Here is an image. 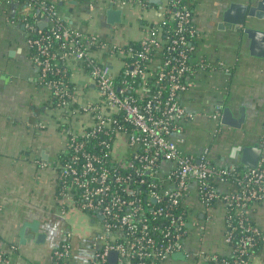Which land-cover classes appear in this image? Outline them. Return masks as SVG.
<instances>
[{
    "label": "built area",
    "instance_id": "built-area-1",
    "mask_svg": "<svg viewBox=\"0 0 264 264\" xmlns=\"http://www.w3.org/2000/svg\"><path fill=\"white\" fill-rule=\"evenodd\" d=\"M14 1L23 6L28 41L38 51L32 58L39 80L50 87L51 97L56 96L52 105L60 122H70L79 111L76 89L71 91L65 79L69 62L82 66L98 89V98L85 106L92 123L80 131L70 123L62 127L67 136L64 151L70 155L63 158L59 171L61 195L100 216L101 243L87 264H159L180 250L187 232L184 198L194 183L206 205L222 199L227 207L226 240L232 253L222 258L210 254L209 259L217 264H251L253 247L264 240V231L249 220L247 205L264 203V157L243 170L218 166L205 155L184 153L173 137L182 121L193 116L180 99L193 83L197 30L190 2H162V19L149 23L147 34L134 44L122 47L125 44L100 34L77 30L52 0ZM39 22H45L49 32ZM55 39L61 40L60 54L52 50ZM106 53L121 57L123 66L115 70L103 58ZM121 71L124 77L118 81ZM222 109L216 104L212 115L219 118ZM121 135L129 147L126 155L114 151ZM96 136L103 153L88 146ZM226 180L238 188L221 192L217 182ZM72 236L68 231L53 248V264H76ZM112 250L117 252L116 261L110 258ZM0 264H14L9 252L0 250Z\"/></svg>",
    "mask_w": 264,
    "mask_h": 264
},
{
    "label": "crops",
    "instance_id": "crops-1",
    "mask_svg": "<svg viewBox=\"0 0 264 264\" xmlns=\"http://www.w3.org/2000/svg\"><path fill=\"white\" fill-rule=\"evenodd\" d=\"M52 1L80 32L125 44L145 36L148 24L162 19L159 6L168 0ZM232 1L257 0H189L197 30L194 72L192 85L180 99L193 116L182 121L173 137L186 154L205 155L218 166L246 168L242 147L258 144L264 157V55L251 52L252 40L244 28L264 30V17L247 16L245 24H228L223 12ZM111 5L122 9L121 22H109ZM22 7L14 0H0V250L9 252L14 264H53V248L71 231L74 262L87 264L101 243L100 216L61 195L57 165L67 136L52 106L51 89L39 80ZM102 56L115 70L123 66L116 54ZM69 68L79 106L70 124L80 131L93 121L85 106L98 98V89L82 66L69 62ZM216 104L223 106L219 118L212 115ZM225 107L239 124L223 122ZM114 151L126 155L129 147ZM194 184L184 198L188 215L183 246L159 264H217L210 254L232 253L226 240L225 202L219 199L206 205ZM217 186L221 192L238 188L232 180L219 181ZM247 213L264 231V203L251 202ZM79 215L87 226L84 232L71 229L69 218L76 216L77 221ZM88 216L96 218L89 223ZM251 264H264V244Z\"/></svg>",
    "mask_w": 264,
    "mask_h": 264
},
{
    "label": "water",
    "instance_id": "water-1",
    "mask_svg": "<svg viewBox=\"0 0 264 264\" xmlns=\"http://www.w3.org/2000/svg\"><path fill=\"white\" fill-rule=\"evenodd\" d=\"M160 1L161 0H153ZM264 0H257L253 3L232 1L229 6L223 12V20L228 24L231 22L236 25L245 24L247 16H255L258 18L264 17ZM108 20L111 23L121 22L122 20V9L114 8L111 5L107 9ZM40 26H44L45 22H39ZM245 31L248 33V36L251 38V52L256 55H264V30L253 27L245 26ZM223 122L229 124H239V120H234L231 115V110L229 107H225L223 111ZM243 156L242 162L246 167H255L258 165L259 160L262 156V148L258 144L248 145L242 147ZM117 252L112 250L110 252V258L112 261H116Z\"/></svg>",
    "mask_w": 264,
    "mask_h": 264
},
{
    "label": "trees",
    "instance_id": "trees-1",
    "mask_svg": "<svg viewBox=\"0 0 264 264\" xmlns=\"http://www.w3.org/2000/svg\"><path fill=\"white\" fill-rule=\"evenodd\" d=\"M183 1H185V2H189V0H183ZM189 7L190 8H193V6H192V4H190L189 5ZM30 20V19H29ZM167 26H170V24H167ZM45 28V30L47 31V32H49V30H50V27L49 26H44ZM136 41L135 40H131V41H129L128 42V44H134ZM122 47H126V44L124 45V46H122ZM52 50L53 51H55V52H57V53H59L60 54V51L62 50V47H61V40H59V39H55V40H53V43H52ZM37 49H36V47L35 46H32L31 45V54H32V56L33 55H35V54H37ZM131 58L129 57V58H126V60H130ZM65 64H64V66L63 67H65L66 66V62H64ZM48 77H50V76H48ZM124 77V73L121 71V72H119L118 73V75H117V80L118 81H120L122 78ZM65 79H66V83H67V85L69 86V88H70V90L72 91H74V89H76V84L73 82V81H71L70 80V68H68V66H67V72H66V76H65ZM130 80H132V79H130ZM51 101L54 103V102H56V96L55 95H52V97H51ZM53 106V105H52ZM121 113H119V115H120ZM69 118H71V116L69 117ZM70 122H66V123H61V126L63 127V126H65V125H67V124H69ZM100 137H102V136H100ZM99 139V137L98 136H96V137H92V138H90V140H89V144H88V146H89V148L92 150V151H95L96 153H103V152H105V149L104 148H102L101 146H99L98 144H96V142H97V140ZM70 151L69 152H67V151H62L61 153H60V162H59V164L57 165L58 167V170L60 171V167H61V164H62V160H63V158L64 159H66L70 154ZM238 168V170H243L244 168H242V167H237ZM216 201V200H215ZM215 201H212V204H214V202ZM252 201H250L249 202V204L251 203ZM248 218H249V220L253 223H255V221L250 217V216H248ZM264 244V240H259V241H257L256 243H255V246L253 247V252H252V254H251V257H250V263L252 262V258H253V256L260 250V248L262 247V245ZM224 255H220V258H222ZM233 257L232 256H228V259H232Z\"/></svg>",
    "mask_w": 264,
    "mask_h": 264
},
{
    "label": "rangeland",
    "instance_id": "rangeland-1",
    "mask_svg": "<svg viewBox=\"0 0 264 264\" xmlns=\"http://www.w3.org/2000/svg\"><path fill=\"white\" fill-rule=\"evenodd\" d=\"M114 148H115V150H118V151H124V150H128V147H127V145H126V143H125V141L123 140V136L121 135L120 137H119V139L117 140V141H115V144H114ZM89 214V213H88ZM92 215V214H91ZM79 216H82V215H79ZM88 217H91V218H88ZM86 219L88 220V222L89 223H91V222H93L94 220H95V216H88ZM93 217V218H92ZM76 219V216H72V217H70L69 218V221L72 223V227H71V229H73V231H75V232H77V230H80V228L82 229V232H84L85 231V227H87L86 225H85V220H83L84 219V216H82V217H79L78 219H77V221L75 220ZM76 222L77 224H74L73 222ZM65 230H63V232H64ZM62 232V233H63Z\"/></svg>",
    "mask_w": 264,
    "mask_h": 264
}]
</instances>
